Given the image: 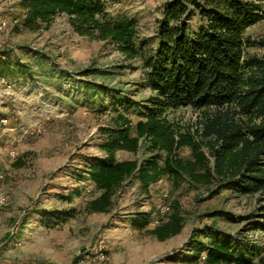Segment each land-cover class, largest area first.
Returning a JSON list of instances; mask_svg holds the SVG:
<instances>
[{
	"label": "rangeland",
	"instance_id": "obj_1",
	"mask_svg": "<svg viewBox=\"0 0 264 264\" xmlns=\"http://www.w3.org/2000/svg\"><path fill=\"white\" fill-rule=\"evenodd\" d=\"M22 1L0 0V264H203L204 254L195 261L191 247L212 242L204 230L258 264L264 195L238 194L215 178L198 185L186 176H164L146 192L127 180L109 213L85 209L100 193L87 178L88 166L104 156L100 130L113 127L117 115L133 124L143 120L154 95L143 58L156 49L167 0H108L110 20L135 22L133 58L109 40L80 36L66 15L35 31L24 29ZM244 38L264 40V17ZM244 52L260 57L263 50L254 45ZM204 112L168 109L162 117L200 144L211 168ZM159 154L162 165L165 154ZM149 156L142 145L135 154L117 152L115 159ZM177 157L191 160L190 149L181 148ZM69 209L73 217L56 219ZM139 213L147 214L146 229L130 227ZM172 214L182 219L177 235L159 241L148 233Z\"/></svg>",
	"mask_w": 264,
	"mask_h": 264
},
{
	"label": "trees",
	"instance_id": "obj_2",
	"mask_svg": "<svg viewBox=\"0 0 264 264\" xmlns=\"http://www.w3.org/2000/svg\"><path fill=\"white\" fill-rule=\"evenodd\" d=\"M21 8L24 29L35 31L49 25L55 16L66 15L80 36L109 40L129 58L138 54L135 22L110 20L108 0H23ZM263 17L264 0L164 3L157 22L156 49L143 58L146 85L154 95L143 120L133 124L117 115L113 127L100 130L106 136L99 145L104 156L87 170L88 180L100 193L85 203L87 212L109 213L114 193L127 180L136 181L146 192L164 176L175 180L186 176L198 185L215 178L222 188L238 194L264 195V40L244 38L245 30ZM254 45L263 50L261 56H246L245 48ZM186 107L206 111L202 136L212 140L211 168L200 144L162 117L168 109ZM142 145L150 154L146 159H115L117 152L135 154ZM184 147L191 151V160L185 162L177 157ZM159 153L165 154L162 165ZM74 214L69 209L56 219ZM146 217V213L137 214L130 227L146 229ZM181 228L182 219L172 214L148 233L163 241ZM203 234L212 237V242H196L191 247L195 261L204 254L203 264H254L229 240L213 238L207 230ZM258 264H264V256Z\"/></svg>",
	"mask_w": 264,
	"mask_h": 264
},
{
	"label": "built area",
	"instance_id": "obj_3",
	"mask_svg": "<svg viewBox=\"0 0 264 264\" xmlns=\"http://www.w3.org/2000/svg\"><path fill=\"white\" fill-rule=\"evenodd\" d=\"M1 26H3V27H4V24H3V23H1V24H0V28H1ZM3 27H2V28H3Z\"/></svg>",
	"mask_w": 264,
	"mask_h": 264
}]
</instances>
